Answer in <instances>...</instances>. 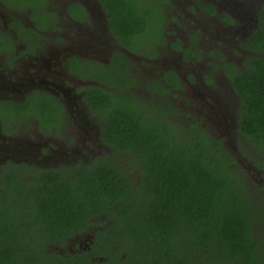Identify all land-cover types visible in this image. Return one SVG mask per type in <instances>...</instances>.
I'll return each mask as SVG.
<instances>
[{
    "label": "flooded vegetation",
    "instance_id": "obj_1",
    "mask_svg": "<svg viewBox=\"0 0 264 264\" xmlns=\"http://www.w3.org/2000/svg\"><path fill=\"white\" fill-rule=\"evenodd\" d=\"M124 1L145 25L137 35L111 22L110 0H0V141L8 142L0 166L54 168L111 155L105 111L91 103L105 91L161 130L169 122L204 130L232 164L261 178L245 196L264 212V169L239 150L259 151L239 131L232 81L250 57L264 58V0ZM178 104L187 105L182 119Z\"/></svg>",
    "mask_w": 264,
    "mask_h": 264
},
{
    "label": "trees",
    "instance_id": "obj_2",
    "mask_svg": "<svg viewBox=\"0 0 264 264\" xmlns=\"http://www.w3.org/2000/svg\"><path fill=\"white\" fill-rule=\"evenodd\" d=\"M107 5L119 29L143 30L127 2ZM248 61L232 81L239 131L259 151L239 150L264 169V58ZM100 93L91 103L105 111L111 155L54 168L0 166V264H257L254 230L264 212L245 196L246 174L229 151L194 124L161 130ZM79 234L92 237L89 247H73Z\"/></svg>",
    "mask_w": 264,
    "mask_h": 264
},
{
    "label": "rangeland",
    "instance_id": "obj_3",
    "mask_svg": "<svg viewBox=\"0 0 264 264\" xmlns=\"http://www.w3.org/2000/svg\"><path fill=\"white\" fill-rule=\"evenodd\" d=\"M167 41H168V38H166V40L164 41V46L165 47H166ZM143 75H144V78H147V76H148V75H145V74H143ZM135 90L137 91L138 89L136 88ZM186 108H187L186 104L184 105V107H180V104H178L177 107L174 108V110H179V113H176V116H178L179 119H182L184 117L181 114H183V112L186 110ZM6 144H8V142ZM6 144H3L0 141V148L2 146L6 145ZM96 155H94L93 157H95ZM65 164H69V162H65ZM242 167H243V169L245 168L244 166H242ZM248 176L246 175L247 179H246V190H245V193L249 197V196H251L248 193L249 189H254V188H256V186H259V185H261V187H262L263 184L260 182L261 178H259L258 176H254V178H251V176H249V177ZM252 179L256 180L257 182L255 184H253V185H250V180H252ZM247 199H249V198H247ZM254 235H258L260 237H264V227L256 228V230H254ZM73 241H74L73 245H75V246L77 245L78 249H85V248H87V247H89L91 245L92 237L89 236V235L83 237V234H79V235H76V236L73 237ZM66 247H68V245H66ZM95 264H97V263H95ZM98 264H106V262H101V263H98Z\"/></svg>",
    "mask_w": 264,
    "mask_h": 264
}]
</instances>
